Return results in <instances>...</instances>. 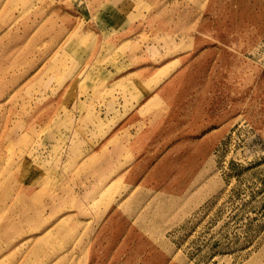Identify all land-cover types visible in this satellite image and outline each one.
I'll list each match as a JSON object with an SVG mask.
<instances>
[{
  "label": "rangeland",
  "instance_id": "rangeland-1",
  "mask_svg": "<svg viewBox=\"0 0 264 264\" xmlns=\"http://www.w3.org/2000/svg\"><path fill=\"white\" fill-rule=\"evenodd\" d=\"M0 264H264V0H0Z\"/></svg>",
  "mask_w": 264,
  "mask_h": 264
},
{
  "label": "crops",
  "instance_id": "crops-1",
  "mask_svg": "<svg viewBox=\"0 0 264 264\" xmlns=\"http://www.w3.org/2000/svg\"><path fill=\"white\" fill-rule=\"evenodd\" d=\"M142 115L138 111H133L128 116H126L124 118L127 121L126 127L128 126L127 129L129 130V133L132 136L131 145H132V151L134 152V157H135L134 161H132V163L128 167V168H130V171L126 174H130V172L133 170V168L137 166V161L145 158L144 152L146 151V149L149 148L148 141L140 138L141 134H143V131H139V127H140V124L143 123V120L146 119ZM127 129H125V130L122 129L121 133L126 131ZM127 178H128V175L126 177L124 175L123 180L118 181V182L119 183L121 182L122 184H125V185H128V184L134 185L135 183H139L141 180V179H139V180L138 179H136V180L131 179V180L127 181ZM142 182L145 183V180H143ZM118 200H122V198L118 199ZM112 210H110V212L108 213V217L105 219L104 223L108 222L109 218H112L113 215L115 214Z\"/></svg>",
  "mask_w": 264,
  "mask_h": 264
}]
</instances>
